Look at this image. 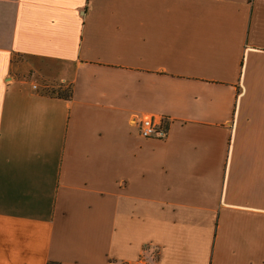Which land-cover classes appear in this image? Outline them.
<instances>
[{
  "label": "crops",
  "instance_id": "0c3cea01",
  "mask_svg": "<svg viewBox=\"0 0 264 264\" xmlns=\"http://www.w3.org/2000/svg\"><path fill=\"white\" fill-rule=\"evenodd\" d=\"M140 260L264 264V0H0V264Z\"/></svg>",
  "mask_w": 264,
  "mask_h": 264
},
{
  "label": "built area",
  "instance_id": "2783aa9c",
  "mask_svg": "<svg viewBox=\"0 0 264 264\" xmlns=\"http://www.w3.org/2000/svg\"><path fill=\"white\" fill-rule=\"evenodd\" d=\"M141 137L145 139H166L168 136L167 125L155 116H144L133 122ZM138 264H146L145 260H140Z\"/></svg>",
  "mask_w": 264,
  "mask_h": 264
},
{
  "label": "rangeland",
  "instance_id": "374dc122",
  "mask_svg": "<svg viewBox=\"0 0 264 264\" xmlns=\"http://www.w3.org/2000/svg\"><path fill=\"white\" fill-rule=\"evenodd\" d=\"M70 92V89L66 88V89H60L58 91H55L53 93H57V95H60V96H65L67 95L68 93Z\"/></svg>",
  "mask_w": 264,
  "mask_h": 264
},
{
  "label": "trees",
  "instance_id": "16d2710c",
  "mask_svg": "<svg viewBox=\"0 0 264 264\" xmlns=\"http://www.w3.org/2000/svg\"><path fill=\"white\" fill-rule=\"evenodd\" d=\"M69 95H70V92L67 94V95H65V96H61V97H63V98H68L69 97ZM60 96V95H59Z\"/></svg>",
  "mask_w": 264,
  "mask_h": 264
}]
</instances>
